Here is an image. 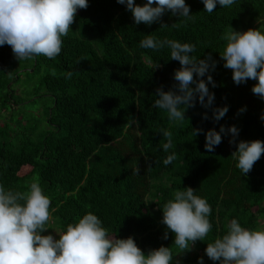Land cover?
<instances>
[{
  "label": "trees",
  "instance_id": "1",
  "mask_svg": "<svg viewBox=\"0 0 264 264\" xmlns=\"http://www.w3.org/2000/svg\"><path fill=\"white\" fill-rule=\"evenodd\" d=\"M146 2L134 0L140 6ZM185 3L192 19L169 11L160 22L137 25L117 0H88L61 38L57 57L18 61L10 46H0V110L10 113L0 124V185L29 192L33 177L39 180L51 200L42 236L59 239L69 224L90 212L109 237H132L146 256L163 246L171 249L172 264H198L200 258L203 264H220L205 249L228 233L232 219L247 230H264V154L243 174L232 155L237 147L229 144L231 134H221L213 152L204 147L206 132H219L221 126L239 129L237 144L264 142V100L251 91L258 81L236 85L220 56L225 31L241 32L264 21V0H235L227 8L217 3L211 13L202 0ZM146 35L194 44L191 55L197 59L211 53L217 61L210 73L217 86L208 85L215 96L212 107H228L221 120L215 122L212 110L199 102L183 121H170L166 110L153 107L156 89L172 88L180 64L171 60L167 47L141 48ZM23 70L35 88L23 90L21 97L14 88ZM241 108L246 110L239 113ZM161 129L172 133L168 152ZM193 129L203 132L194 136ZM172 153L175 160L165 166ZM189 187L211 206L212 229L182 252L175 234L161 223L162 209L175 191Z\"/></svg>",
  "mask_w": 264,
  "mask_h": 264
},
{
  "label": "clouds",
  "instance_id": "2",
  "mask_svg": "<svg viewBox=\"0 0 264 264\" xmlns=\"http://www.w3.org/2000/svg\"><path fill=\"white\" fill-rule=\"evenodd\" d=\"M117 3L126 6L137 25L160 22L169 11L173 16L192 19L185 0H147L143 6L135 4L134 0H117ZM202 3L205 11L211 13L217 3L227 8L235 0H202ZM88 6V0H0V46H10L18 61L35 56L53 59L60 54L61 38L67 36L77 11L86 10ZM221 39L227 43L220 56L225 62L224 68L232 70L234 83L258 81L251 91L264 100V33L259 29L237 32L231 28ZM140 47L153 50L167 47L171 50V60L180 64L174 72L176 83L168 91H164L163 86L158 87V98L153 105L166 110L170 121L185 120L187 109L194 108L197 102L212 110L215 122L225 116L227 106L212 107L215 96L208 85L217 86L210 74L215 71L217 61L211 53L204 59H197L191 55L196 45L158 40L153 35H146L140 41ZM68 75L70 77L71 73ZM205 76L206 81L202 79ZM245 110L238 111L243 113ZM202 119H209L207 113ZM261 119L264 120V116ZM160 131L167 140L163 150L168 152L172 147V133L164 129ZM192 132L195 136L203 129H193ZM221 134H231L229 144L237 147L232 154L238 159L237 167L243 174L249 173L264 154V142L240 141L237 144L239 129L221 126L219 132L214 129L206 132V151L213 152L214 146L221 144ZM175 158V153L168 155L164 165L171 164ZM50 205L51 200L43 193L36 177H33L29 192L6 190L0 185V264H172L170 248L161 246L146 256L132 237H109L102 221L90 212L77 223L69 224L59 239H54L51 234L42 236L40 233L46 230L45 225L50 219ZM162 211L161 223L175 234L174 244L182 252L191 250L212 229L208 218L211 206L190 187L175 191L174 199L169 200ZM228 227L226 235L207 244V257L220 261V264H264V230H247L236 219H232ZM167 238L166 232L164 239ZM198 264H203V258Z\"/></svg>",
  "mask_w": 264,
  "mask_h": 264
},
{
  "label": "rangeland",
  "instance_id": "3",
  "mask_svg": "<svg viewBox=\"0 0 264 264\" xmlns=\"http://www.w3.org/2000/svg\"><path fill=\"white\" fill-rule=\"evenodd\" d=\"M249 29H254V30L259 29L262 33H264V21L255 23L254 25L249 26L248 28H243L241 30V32H246ZM27 73H28V71H26V70L21 71V73H20L21 83L14 88V91H15L14 93H16V95L21 96V97L23 96V92H22L23 90L26 89L28 91L29 89L30 90L32 89L31 90V92H32V91H34V88H35V86L32 85L33 83H31L30 81L27 80V77H26ZM30 111H33V110H30ZM34 112L38 113L40 111L38 110V111H34ZM9 116H10V113L8 111L0 110V124L3 123L4 118L9 119ZM261 226H263V228H264V220L262 221Z\"/></svg>",
  "mask_w": 264,
  "mask_h": 264
}]
</instances>
